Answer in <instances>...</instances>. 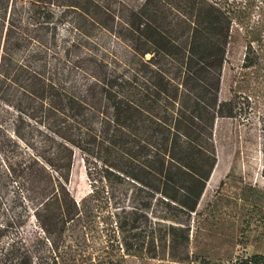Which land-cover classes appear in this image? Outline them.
Here are the masks:
<instances>
[{
    "label": "trees",
    "instance_id": "trees-1",
    "mask_svg": "<svg viewBox=\"0 0 264 264\" xmlns=\"http://www.w3.org/2000/svg\"><path fill=\"white\" fill-rule=\"evenodd\" d=\"M240 43L234 89L249 69L264 99V0H0V264H69L57 256L63 236L92 231L96 203L117 191L123 252L186 261L217 161L215 124L242 104L236 90L220 97ZM76 151L92 188L80 202L67 187ZM31 219L35 242L50 246L38 255L21 236ZM228 264H264V254Z\"/></svg>",
    "mask_w": 264,
    "mask_h": 264
},
{
    "label": "rangeland",
    "instance_id": "rangeland-1",
    "mask_svg": "<svg viewBox=\"0 0 264 264\" xmlns=\"http://www.w3.org/2000/svg\"><path fill=\"white\" fill-rule=\"evenodd\" d=\"M214 1L233 4L241 0ZM97 37L106 48L120 56L127 55L113 38L105 34ZM244 54L242 43L232 48L224 71L221 99L231 98L236 90L242 104L236 119L223 118L215 124L217 161L196 214L192 215L188 259L180 263L164 255L148 259L125 254L113 227L112 213L121 206L119 191L115 193V201L96 203L98 212L92 231L86 235L69 231L63 236L58 259L64 258L69 264H73V258L91 259L95 264H228L240 255L264 254V99L260 97V80L249 69L242 71L249 74L238 76V87L234 89L237 81H233V71L239 72ZM12 117L6 118L9 133H12ZM31 124L35 126L34 122ZM67 187L77 202L92 192L83 158L77 151ZM2 210L7 215L13 214L9 197L3 200ZM2 216L0 214V224H3ZM36 231L31 219L21 229V236L38 255L50 246L44 239L41 243L35 242ZM7 241L3 239L2 243Z\"/></svg>",
    "mask_w": 264,
    "mask_h": 264
}]
</instances>
